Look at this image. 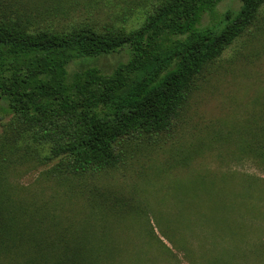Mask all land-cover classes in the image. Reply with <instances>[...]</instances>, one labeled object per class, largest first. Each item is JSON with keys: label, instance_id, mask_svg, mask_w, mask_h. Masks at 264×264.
<instances>
[{"label": "rangeland", "instance_id": "1", "mask_svg": "<svg viewBox=\"0 0 264 264\" xmlns=\"http://www.w3.org/2000/svg\"><path fill=\"white\" fill-rule=\"evenodd\" d=\"M155 1L0 0V19L17 16L28 31H129ZM239 5L222 0L199 27ZM127 58L123 49L66 69L110 74ZM21 127L0 100V179L16 199L34 200L22 208L24 217L32 215L31 238L65 240L101 223L103 213L121 247L119 264H264L252 252L264 244V168L257 156L264 151V4L253 26L195 78L167 131L119 143L115 168L57 182L45 173L56 160L44 161L45 149ZM117 208L143 214L113 218Z\"/></svg>", "mask_w": 264, "mask_h": 264}, {"label": "trees", "instance_id": "2", "mask_svg": "<svg viewBox=\"0 0 264 264\" xmlns=\"http://www.w3.org/2000/svg\"><path fill=\"white\" fill-rule=\"evenodd\" d=\"M221 1L156 0L129 31L91 26L28 31L17 16L0 19V100L22 126V135L45 149L43 160H56L46 175L63 183L115 168L121 162L120 142L167 131L195 78L253 26L264 4L239 0L236 11L199 27ZM123 49L127 60L110 74L95 67L67 72L75 60ZM257 156L264 168V151ZM0 185V264H119L121 247L103 224L108 214L65 240H35L29 234L32 215L24 217L22 209L34 206V200L16 199L5 178ZM138 209L117 208L110 216L142 215ZM253 251L264 260V244Z\"/></svg>", "mask_w": 264, "mask_h": 264}]
</instances>
